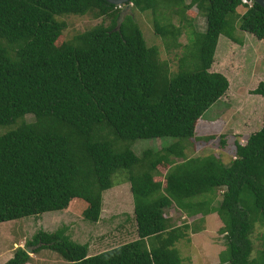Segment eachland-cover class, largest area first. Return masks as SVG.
<instances>
[{
    "label": "trees",
    "instance_id": "trees-1",
    "mask_svg": "<svg viewBox=\"0 0 264 264\" xmlns=\"http://www.w3.org/2000/svg\"><path fill=\"white\" fill-rule=\"evenodd\" d=\"M193 7L205 29L188 23L189 45L172 73L147 47L134 14H151L168 49L170 36L175 43L179 34L168 11L183 21ZM69 15L108 23L58 45L66 29L60 18ZM237 19L239 31L264 43V9L255 2L130 0L119 7L104 0H0V225L61 211L96 223L102 193L123 172L137 235L89 255L66 226L38 231L3 264H27L42 250L69 264H183L175 245L190 243L208 215L221 224L220 264H264V234L259 248L252 240L255 225L264 223V103L261 128L235 142L228 164L214 154L186 153L202 115L229 90L227 78L210 70L220 36L242 45ZM251 94L264 99V81ZM164 138L174 141L140 155L132 149ZM159 168L167 170L163 181ZM168 209L199 219L175 226Z\"/></svg>",
    "mask_w": 264,
    "mask_h": 264
},
{
    "label": "rangeland",
    "instance_id": "rangeland-1",
    "mask_svg": "<svg viewBox=\"0 0 264 264\" xmlns=\"http://www.w3.org/2000/svg\"><path fill=\"white\" fill-rule=\"evenodd\" d=\"M237 14L241 16L245 9L238 7ZM147 47L157 50L158 59L167 62L171 72L178 68V60L184 54L189 45V24L195 31L203 32L205 29V18L199 14L198 8L193 7L185 12V20L168 11L166 17L170 19L179 31L175 36L169 38L167 49L164 41L155 35L153 21L150 13L134 14ZM60 21L65 22L66 29L58 41V45H66L75 36L103 23L107 24L105 18H94L86 16H64ZM239 19L235 23V36L241 40L242 45L235 44L224 36H220L215 52V60L210 72L223 74L229 81L227 94L212 105L200 119L195 137L190 141V147L186 153L190 157L206 156L214 154L221 161L228 164L234 157L235 142L244 144L250 134L258 131L262 126V108L264 99L251 94L257 84L264 81V43L258 41L250 34L239 31ZM167 42V41H166ZM174 43L173 47H170ZM30 117L28 116V119ZM214 136L213 140L202 141L205 136ZM221 137H223L221 139ZM225 144L222 145L221 141ZM161 141L169 144L174 141L171 138L161 140H140L133 145V151L140 155L147 148H161ZM163 181L166 168H159ZM123 172L115 175L114 187L102 193V207L100 220L90 223L77 217L68 211L45 213L41 216H32L0 225V264L14 253L17 248L27 249L25 243L38 231L55 232L62 226H66L67 236L75 243L89 244L90 255L101 253L118 247L122 244L134 241L137 238L135 223L133 220V203L128 183H124ZM221 192H217L215 204L221 200ZM48 215V216H47ZM165 215L171 216L173 225L181 226L197 221L199 216L185 218L184 214L171 209L166 210ZM202 231L198 234H189L191 242L179 241L175 248L183 264H220L217 256L221 251L220 244L222 236L218 234L221 227L216 215L204 217L199 224ZM264 234V223H257L252 235L255 249L259 248V238ZM32 264H69L62 260L58 254L49 250L30 254Z\"/></svg>",
    "mask_w": 264,
    "mask_h": 264
},
{
    "label": "water",
    "instance_id": "water-1",
    "mask_svg": "<svg viewBox=\"0 0 264 264\" xmlns=\"http://www.w3.org/2000/svg\"><path fill=\"white\" fill-rule=\"evenodd\" d=\"M104 1L108 4L115 6L124 5L130 2V0H104ZM252 1L264 9V0H252Z\"/></svg>",
    "mask_w": 264,
    "mask_h": 264
},
{
    "label": "crops",
    "instance_id": "crops-1",
    "mask_svg": "<svg viewBox=\"0 0 264 264\" xmlns=\"http://www.w3.org/2000/svg\"><path fill=\"white\" fill-rule=\"evenodd\" d=\"M49 214V213H48ZM48 216V215H47ZM88 245V254H89V252H90V246H89V244H87ZM42 251H46V250H42ZM13 255V254H12ZM90 255V254H89ZM12 256L11 255H9L3 262H2V264L3 263H5V261L6 260H8L9 258H11ZM31 259H32V257H31ZM218 259V258H217ZM32 261V260H31ZM27 264H32L31 262H29V263H27Z\"/></svg>",
    "mask_w": 264,
    "mask_h": 264
},
{
    "label": "built area",
    "instance_id": "built-area-1",
    "mask_svg": "<svg viewBox=\"0 0 264 264\" xmlns=\"http://www.w3.org/2000/svg\"><path fill=\"white\" fill-rule=\"evenodd\" d=\"M243 5H247L248 7L252 6V0H242Z\"/></svg>",
    "mask_w": 264,
    "mask_h": 264
},
{
    "label": "clouds",
    "instance_id": "clouds-1",
    "mask_svg": "<svg viewBox=\"0 0 264 264\" xmlns=\"http://www.w3.org/2000/svg\"><path fill=\"white\" fill-rule=\"evenodd\" d=\"M252 2H253V1H252ZM120 6H121V5H120ZM120 6H119V7H120ZM130 6H131V4H129V6H128V7H130Z\"/></svg>",
    "mask_w": 264,
    "mask_h": 264
}]
</instances>
